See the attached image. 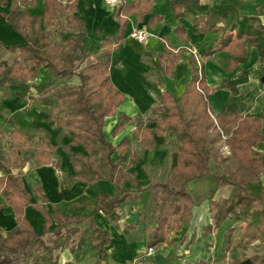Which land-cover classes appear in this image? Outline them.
<instances>
[{
	"label": "crops",
	"instance_id": "0c3cea01",
	"mask_svg": "<svg viewBox=\"0 0 264 264\" xmlns=\"http://www.w3.org/2000/svg\"><path fill=\"white\" fill-rule=\"evenodd\" d=\"M44 8V0H35L27 6L20 0H0L2 13L27 10L29 14L41 18ZM73 14L84 23L86 36L83 42L92 53L99 50L102 38L108 35L114 37L118 31L119 24L114 18L113 7L107 6L103 0H76ZM212 14L216 16V26L231 34L233 39L227 48L216 51L203 62L204 75L213 90L208 95L211 117L218 124L217 115L228 104H237L244 115L264 116V57L257 45L237 37L239 31L264 28V0H202L200 5L186 7V14L180 19L175 18L168 0H153L151 13L142 21L131 15L123 41L112 52L109 68L110 80L123 94V100L115 115L105 117L102 127L106 140L113 146L125 137L130 141V148L122 155L117 150L110 155V162L119 157L125 159L118 165H122L134 180L123 186L132 190L133 197L119 205L120 216L116 222L107 220L101 210L95 209L99 195H116V186L107 178L106 146L96 144L92 152L103 177L93 183L74 178L68 152L83 155L89 152L81 144L70 143L72 134L68 130L46 122L45 106L18 95L36 96L29 83L0 86V162L10 167L13 174L21 176L22 184L30 194L31 203L25 206L24 217L32 231L35 234L44 231L45 217L49 219L47 228L52 230L57 225L53 217L57 207L65 216L81 219V228L92 218L98 228L110 234L103 259H99L89 248L81 252L76 247H69L60 252L59 264H232L235 259L243 260L263 252L264 243L259 241L247 248L236 246L232 251L224 250L231 219L207 231L213 223L210 198H227L236 190L231 183L218 185L217 178L207 176L188 185L196 201L188 220L169 233V242L155 247L152 255L145 254L147 236L144 225L150 222H143L139 213L150 199V186L168 180L169 173L177 165L179 153L174 131L166 129L162 135H158L154 130L156 119L163 114L159 109L162 94L167 91L177 99L193 78L192 57L200 58L202 50L220 46L221 31H203L202 25L196 26L197 18L207 19ZM179 24L183 26V33L176 30ZM132 28L146 30L152 35L145 42H139L130 36ZM0 41L6 45L25 43L23 36L1 17ZM162 54L176 57L169 75L163 73L159 65ZM0 56L2 59L12 57L7 52H2ZM238 78L244 80L232 89L231 83ZM49 80L48 70L42 68L35 83H47ZM225 82L230 86L223 87ZM69 83L78 84V77L74 76ZM120 113L128 117L138 115L143 119L144 127L152 132L153 148H142L133 138L135 125L132 123L127 122L119 133L114 134ZM14 126L25 133L43 136L53 144L54 163L38 165L31 159L19 167L12 166L11 160L19 158L21 161L23 158V146L17 144V140L12 141L8 135ZM218 127L228 138V127ZM261 133L264 136V128ZM221 136L222 140L212 152V173L224 178L234 174L247 179V188L253 193H260L264 188V174L257 173L252 167L242 166L231 149L227 153L224 149L225 146L229 147L227 138ZM258 148L264 152V140L258 143ZM133 154H136L137 160L130 162ZM100 158H104L103 167ZM4 174L5 170L0 169V176ZM16 223L14 209L0 190V229L7 231ZM239 228L242 233L245 224ZM76 254L78 259H75Z\"/></svg>",
	"mask_w": 264,
	"mask_h": 264
},
{
	"label": "trees",
	"instance_id": "16d2710c",
	"mask_svg": "<svg viewBox=\"0 0 264 264\" xmlns=\"http://www.w3.org/2000/svg\"><path fill=\"white\" fill-rule=\"evenodd\" d=\"M20 1L25 6L35 2ZM201 1L168 0V5L175 18L180 19L186 14V7L200 5ZM44 2L41 18L29 14L27 10L0 12V17L25 39V43L20 45H6L0 41V55L2 52L12 55L10 59H2L0 56V86L29 83L36 96L22 93L18 95L45 106L46 122L68 130L72 134L70 143L81 144L89 152L88 155L68 152L74 178L86 183L101 179L103 176L97 169L92 152L96 144L106 146L107 178L116 186V195H99L95 209L101 210L107 220L116 222L120 216L119 205L133 197L132 190L123 186L134 180L122 165H118L124 158L119 157L110 162L113 151L117 150L122 155L130 148L129 139L125 137L113 146L106 140L102 130L105 117L115 115L123 100V94L110 80L111 55L124 39L129 17L135 15L142 21L151 13L153 0H123L113 7L114 18L119 24L118 31L114 37L108 35L102 38L99 50L94 53L87 50L83 42L86 36L83 21L73 14L76 0ZM195 22L197 27L202 25L203 31H221V44L202 50L200 58L192 57L193 78L186 85L183 94L177 99L167 91L162 94L159 109L163 114L156 119L154 130L158 135H162L166 129L174 131L179 149L177 165L169 173L166 182L150 186V199L139 215L143 222H150L149 225H144L147 247L158 248L164 242H169V233L179 229L191 215L196 201L188 188L190 182L213 176L217 178L218 185L231 183L236 187L231 196L223 199L210 198L213 223L207 228V231H211L227 219L232 220L224 241V250L228 252L236 246L247 248L257 241L264 243V188L260 193H253L247 188V179L234 174L224 178L212 173V152L222 140L218 126L228 127L226 142L242 166L252 167L257 173L264 174V152L258 148V143L264 140L261 133L264 116L258 117L251 113L244 115L237 104H228L217 115L218 124L213 120L208 102V95L213 90L204 75L203 62L216 51L227 48L233 37L216 26L214 14L207 19L199 17ZM176 30L179 33L184 31L180 24ZM237 37L257 45L264 57V28L242 30L237 33ZM175 60L176 57L164 54L159 57L163 73L170 74ZM200 61L202 63L199 65ZM42 68L48 70L50 80L37 84L35 80ZM74 76L78 77V84L69 83ZM242 80L244 79L238 78L233 81L232 89ZM222 86L230 85L225 82ZM127 122L135 125L132 136L142 148L154 147L152 132L144 127V121L138 115L128 117L120 113L114 134L119 133ZM8 135L12 141L17 140V144L23 146L22 160L14 158L10 162L12 166L19 167L31 159L38 165L54 163L52 156L55 146L43 136L25 133L16 126ZM129 160L135 162L136 154ZM0 169L5 170V174L0 176V190L13 207L17 219L16 225L11 229H0V264H59L60 252L69 247H76L81 252L89 248L99 259L106 256L109 232L98 228L92 218L81 228V219L67 217L57 207L53 214L57 225L49 230V219L45 217L44 231L35 234L24 217V208L31 202L21 176L13 174L10 167L2 161ZM241 224H245L242 233L239 232ZM75 259H78V254ZM259 262L264 263V249L262 253L243 260L235 259L232 264Z\"/></svg>",
	"mask_w": 264,
	"mask_h": 264
},
{
	"label": "built area",
	"instance_id": "2783aa9c",
	"mask_svg": "<svg viewBox=\"0 0 264 264\" xmlns=\"http://www.w3.org/2000/svg\"><path fill=\"white\" fill-rule=\"evenodd\" d=\"M123 0H103V2L110 7H115L117 5H119ZM152 34L148 33L146 30H139L136 28H132L131 32H130V36L132 38H135L136 40H138L139 42H145L149 36H151ZM217 123V121H216ZM221 134L223 135V138L226 139L227 136L225 134H223V132L221 131ZM225 151H227V153H230V148L228 146L224 147ZM155 249L153 247H147L145 254L146 255H152L154 253Z\"/></svg>",
	"mask_w": 264,
	"mask_h": 264
},
{
	"label": "rangeland",
	"instance_id": "374dc122",
	"mask_svg": "<svg viewBox=\"0 0 264 264\" xmlns=\"http://www.w3.org/2000/svg\"><path fill=\"white\" fill-rule=\"evenodd\" d=\"M102 155H103V152L101 151ZM101 156V154H100ZM103 157V156H102ZM100 161L102 162V167H103V164H105V161H104V158H100ZM208 184V183H207Z\"/></svg>",
	"mask_w": 264,
	"mask_h": 264
},
{
	"label": "water",
	"instance_id": "95a60500",
	"mask_svg": "<svg viewBox=\"0 0 264 264\" xmlns=\"http://www.w3.org/2000/svg\"><path fill=\"white\" fill-rule=\"evenodd\" d=\"M262 81L264 82V76H263V78H262Z\"/></svg>",
	"mask_w": 264,
	"mask_h": 264
}]
</instances>
